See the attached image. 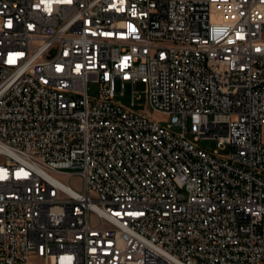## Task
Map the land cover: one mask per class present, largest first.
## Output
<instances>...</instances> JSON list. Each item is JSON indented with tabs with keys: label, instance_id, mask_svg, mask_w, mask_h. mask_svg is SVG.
<instances>
[{
	"label": "built area",
	"instance_id": "1",
	"mask_svg": "<svg viewBox=\"0 0 264 264\" xmlns=\"http://www.w3.org/2000/svg\"><path fill=\"white\" fill-rule=\"evenodd\" d=\"M0 264H264V0H0Z\"/></svg>",
	"mask_w": 264,
	"mask_h": 264
},
{
	"label": "rangeland",
	"instance_id": "2",
	"mask_svg": "<svg viewBox=\"0 0 264 264\" xmlns=\"http://www.w3.org/2000/svg\"><path fill=\"white\" fill-rule=\"evenodd\" d=\"M90 89L91 92H95L96 90V85L95 84H90ZM144 90V86L143 85H139L136 87V95H135V109L138 110H144L145 112H147L148 114H150L152 117L161 120L162 122H164L167 119L166 115H163L162 113L153 110L151 108L148 107L147 102H146V94L143 92ZM133 99L132 97V87L130 85L126 86L125 89V95L122 96L121 100L123 101V103L129 105L130 101ZM196 144L200 147H203L207 150H214L217 148V141L214 139H204L201 138L200 140H198L196 142ZM225 152H228L225 151ZM65 179V176L63 177ZM81 178L79 176H74L71 179V183L72 185H74L76 188H80V186H82L81 184Z\"/></svg>",
	"mask_w": 264,
	"mask_h": 264
}]
</instances>
